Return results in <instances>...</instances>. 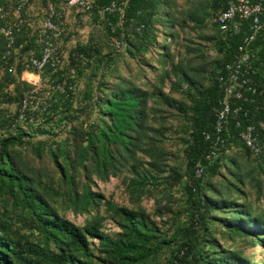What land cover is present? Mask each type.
<instances>
[{"label":"trees","instance_id":"obj_1","mask_svg":"<svg viewBox=\"0 0 264 264\" xmlns=\"http://www.w3.org/2000/svg\"><path fill=\"white\" fill-rule=\"evenodd\" d=\"M60 1L43 0L49 11L51 5L60 8ZM106 1L96 0V3ZM157 1L129 0L122 17L117 12L102 16L96 7L91 8L89 14L94 12L97 17L104 19L105 33L109 39L120 41L131 54L140 53L144 56L149 45L156 39L154 20ZM206 1L214 12V45L221 53L216 67L209 75V85L197 86L179 64L171 68L178 78L171 86H179L178 81L185 80L191 89V105L183 114L186 120V136L183 138L185 170L181 173L171 168L170 177L173 180H167L175 184L181 182L183 177L186 179L182 186L187 203L183 210L185 218L174 222L173 231L169 235L162 234L143 210L118 206L109 200L105 201L106 208L117 218L120 227L114 236L104 235L99 214L88 217L80 226L61 214L55 206L58 197L65 203V208L75 213H86L99 206L103 195L91 189L92 174L107 178L116 174L124 161L134 162L137 159L138 142L134 133L140 134V128L147 117L149 91L138 85L108 87L104 82L106 69L110 68L115 57L102 53V45L95 41L77 42L68 54L70 73L55 69L50 63L40 70L62 88L56 86L48 105L41 104L35 110L26 108L25 120L32 119L30 116L33 115L49 123L54 116H58L55 122L61 124L69 118L74 98L72 84L76 76L83 75L86 68L90 71L86 75L83 93L87 101L85 107L89 104L95 85V103L101 120L92 122L88 127H85L82 120H77L78 124L71 127L69 136L52 139L50 142H31L27 132H8L20 121L19 110L26 94L32 89L21 78L24 63L16 53L25 54L27 58H41L42 55V43L37 42L35 36L27 30L24 13L29 4L23 9L24 22L14 36L10 55L6 57L3 55L7 50V38L0 32V264H148L166 252L168 256L163 264H255L237 250L221 248L212 235L209 219L214 217L213 210L229 206V216L220 220L230 236L253 237V241L264 243V217L253 214L245 202L214 198L215 192L221 191L211 181L225 163L224 151L227 147L234 145L247 156L251 155L237 134L247 124L254 125L262 144V150L256 155L259 169L264 171V40L260 38L256 43L260 46V58L256 63L260 70L254 76L255 90L245 92L243 98L234 100L241 106V110L229 114L223 132L224 143L220 144L217 155L208 158L211 142L205 138V133L214 130L215 112L223 96L216 76L224 64L231 60L242 42L245 29L237 33L221 30L215 21L219 4L214 0ZM0 4L4 7V14L0 15L1 26L12 19L15 1L0 0ZM143 59L149 65L147 59ZM10 66H13L12 71H9ZM165 99L172 106L180 107L169 96L165 95ZM4 102L18 104L15 116L4 113ZM38 131L48 132L44 128ZM25 145H30L32 153L38 157L47 151L60 173V187L41 180L38 174L29 170L19 150ZM230 162L229 169L238 176L236 170H233L235 160ZM198 168L201 169L199 174L196 172ZM151 178L155 179L154 176ZM147 180L148 175L138 173L129 185L133 191L139 192L141 186L148 184ZM226 187L238 190L234 182H229ZM17 222L22 224L18 225ZM22 227L31 228L36 233L35 239L31 240L21 232ZM93 240H98L100 254L97 256L91 247Z\"/></svg>","mask_w":264,"mask_h":264},{"label":"rangeland","instance_id":"obj_2","mask_svg":"<svg viewBox=\"0 0 264 264\" xmlns=\"http://www.w3.org/2000/svg\"><path fill=\"white\" fill-rule=\"evenodd\" d=\"M45 5L43 0H33L24 13L27 30L30 35L35 36L37 42H39L37 31L48 16L46 14L49 8ZM54 9L59 10L63 16V22L60 25L62 33L54 39L56 46L53 55L54 64L50 63L55 69L70 73L68 54L71 48L77 42L95 41L102 45L100 48L102 53L115 57L110 68L106 69L107 75L104 82L108 87L138 85L150 93L146 103L147 117L140 128V134L134 133L138 142L137 159L134 162L124 161L117 173L107 178H101L96 173L92 174L91 189L103 195L99 206L91 208L86 213H75L72 209L64 207L65 203L60 200V197L55 206L61 214L80 226L88 217L99 214L104 235L114 236L120 231V227L117 218L106 208L105 201L109 200L118 206L143 210L162 234L169 235L173 231L174 222L185 218L183 210L187 203L182 186L186 179L183 177L181 182L175 184H170L168 181L173 180L170 177L171 168H176L181 173L185 170L183 138L186 136V120L183 114L191 105V89L185 80H179V86H171L178 80L171 68L179 64L197 86L209 85V75L221 57V53L214 45L216 31L213 24V10L206 0L157 1V13L154 20L156 39L142 56L140 53H129L123 44L117 47L113 39H109L105 33L104 19L101 16L97 17L94 12L89 14L86 22H80L79 13L74 8L63 6V8ZM30 53L32 54L33 51ZM16 54H19L18 58L22 62L27 58L25 54L19 52ZM143 58L147 59L149 65ZM89 71L90 69L86 68L83 75L76 76L72 84L74 98L73 106L69 110L71 115L69 118L57 124L55 120L58 116H54L53 120L45 123L39 116L31 115L32 119L18 121L17 125H13L14 128L8 132L23 131L29 133L31 142L40 140L50 142L52 139L69 136L71 127L78 124L77 120H82L85 127L92 122L100 121L101 117L95 103V85L87 107H85L87 101L83 98L86 75ZM100 71L101 68H99ZM37 74V78L27 75L29 80L24 79L32 86L25 97L27 108H32L35 103H38V107L41 104L48 105L54 89L62 88L61 85L52 82L50 76L43 71ZM165 95L180 107L172 106L165 99ZM2 107L4 113L9 116H15L19 109L16 102H4ZM41 128L48 132L40 133L38 130ZM26 138L27 136L24 137ZM25 146L19 150L23 153L29 170L38 174L41 180L60 187L58 184L60 173L56 170L47 151L38 157L32 153L30 145ZM254 155L256 154L251 153L247 156L243 150L234 145L227 147L224 151L225 163L211 181L221 191L215 192L214 198L220 201L245 202L253 214L264 217V171L259 169L257 155ZM232 159L235 160L233 170H236L238 176L234 175L228 167ZM138 173L148 175V184L145 187L141 186L139 192H135L129 182ZM150 175L155 179H152ZM229 182L236 183L238 190H230L226 187ZM210 192L209 190L208 193ZM228 207L212 211L214 217L209 219V223L213 237L221 248L237 250L255 264H264V243L253 241V237H231L229 231L222 225L220 219L230 214ZM17 224L20 225L22 222ZM20 231L24 232L29 239H35L36 233L31 228L22 227ZM91 247L96 256L100 254L98 240H93ZM167 256V252L162 253L148 264H163Z\"/></svg>","mask_w":264,"mask_h":264},{"label":"built area","instance_id":"obj_3","mask_svg":"<svg viewBox=\"0 0 264 264\" xmlns=\"http://www.w3.org/2000/svg\"><path fill=\"white\" fill-rule=\"evenodd\" d=\"M15 6L13 17L11 20L5 21L0 26L2 32L7 38V50L3 57L9 56L11 47L14 42V36L20 31L24 22L22 12L30 0H14ZM219 4L216 12L215 21L221 30L227 33H237L245 29L242 42L237 46L230 61L226 62L216 79L219 87L223 92V96L219 101V105L215 112L214 130L212 133L206 132L205 138L211 142L208 158L218 154L220 144L224 143L223 132L228 122L231 112L236 113L241 110V106L234 102L243 98L244 93L255 90L254 76L260 70L256 65L260 58V46L257 41L261 38L264 40V0H214ZM129 0H108L101 4H97L96 0H61V7L74 8L79 13V21L86 22L89 19L91 8H99L100 15L105 13L117 12L120 17L123 16L124 8H127ZM54 8L56 5L50 6L49 15L43 20L38 29V40L43 45L41 58L30 56L26 58L21 78L29 80L27 75L38 77V72L47 64H54V39L58 38L62 31V13ZM4 14V7L0 4V15ZM113 28V25L109 23ZM120 47V41L115 42ZM13 70V66L9 67V71ZM37 72V73H36ZM234 102V104H232ZM234 105V106H233ZM38 103L31 108L35 110ZM27 108V100L24 98L19 110L18 119L25 120V109ZM239 125V122L237 123ZM238 137L244 142L245 146L252 154H258L262 150V145L255 132L252 124L245 125L238 131ZM201 169H197L199 174Z\"/></svg>","mask_w":264,"mask_h":264}]
</instances>
